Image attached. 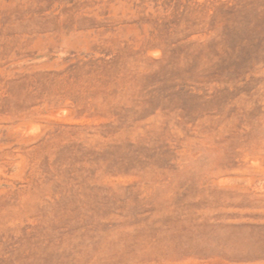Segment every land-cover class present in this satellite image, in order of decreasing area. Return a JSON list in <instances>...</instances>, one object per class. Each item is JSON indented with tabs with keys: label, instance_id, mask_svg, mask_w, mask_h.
Here are the masks:
<instances>
[{
	"label": "rangeland",
	"instance_id": "1",
	"mask_svg": "<svg viewBox=\"0 0 264 264\" xmlns=\"http://www.w3.org/2000/svg\"><path fill=\"white\" fill-rule=\"evenodd\" d=\"M0 264H264V0H0Z\"/></svg>",
	"mask_w": 264,
	"mask_h": 264
}]
</instances>
